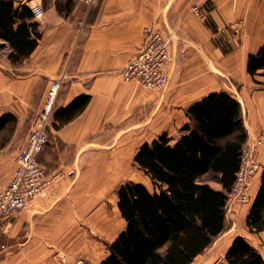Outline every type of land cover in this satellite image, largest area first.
Listing matches in <instances>:
<instances>
[{
    "label": "crops",
    "instance_id": "crops-1",
    "mask_svg": "<svg viewBox=\"0 0 264 264\" xmlns=\"http://www.w3.org/2000/svg\"><path fill=\"white\" fill-rule=\"evenodd\" d=\"M16 1L28 7L40 5L44 16L35 20L40 34L37 46L21 62L9 60V45L0 38V118L4 116L0 125V190L11 180L16 157L51 82L62 80L54 112L80 95L89 96L85 109L56 129L59 122L52 116L49 144L40 155L48 169H62L67 174L11 218L0 235L15 238L25 227L27 240L22 244L26 246L56 245L74 229L82 211L81 193L85 192L79 181L96 180V166L128 165L144 143L162 134L174 144L189 124L186 109L191 104L213 92L227 93L209 88L208 72L198 55L202 50L192 39L204 41L211 34L224 33L238 37L239 49L247 56L264 45V0ZM195 5L206 15L204 23L192 15ZM238 22L239 31L234 32L230 26ZM152 26L177 37L183 33L193 44L188 51L180 49L189 53L184 59H175L173 52L168 67L170 82L160 94L147 91L136 81L125 82L120 75L136 56L144 29ZM146 110H151L148 117ZM131 140L138 143L132 152ZM261 155L264 165V145ZM260 177L255 178L252 201ZM29 252L33 261L28 247L25 257Z\"/></svg>",
    "mask_w": 264,
    "mask_h": 264
},
{
    "label": "trees",
    "instance_id": "trees-1",
    "mask_svg": "<svg viewBox=\"0 0 264 264\" xmlns=\"http://www.w3.org/2000/svg\"><path fill=\"white\" fill-rule=\"evenodd\" d=\"M38 25L28 6L0 0V38L9 45L12 63L33 52L40 39ZM246 72L264 88V45L248 54ZM88 102L89 96L80 95L55 110L53 117L59 122L55 129L79 115ZM186 116L189 124L174 144L162 134L136 152L134 164L149 177L155 191L133 181L117 189L124 228L108 244V255L99 264H191L225 231V200L247 141L241 106L230 94L213 92L191 104ZM3 121L4 116L0 125ZM207 174L220 189L202 180ZM246 227L251 233L264 231V171ZM224 264H264V259L237 237Z\"/></svg>",
    "mask_w": 264,
    "mask_h": 264
},
{
    "label": "rangeland",
    "instance_id": "rangeland-1",
    "mask_svg": "<svg viewBox=\"0 0 264 264\" xmlns=\"http://www.w3.org/2000/svg\"><path fill=\"white\" fill-rule=\"evenodd\" d=\"M193 8H197L204 15V19L198 18ZM191 13L202 23L205 22L206 15L198 6H193ZM240 25L241 22H238L236 25L230 26V29L238 32ZM152 28L159 29L169 39L170 61L167 65L168 67L173 60V52L175 59L181 57L184 59L189 55L188 52L183 54L180 52V49L183 48L184 50L186 48V51L189 48L192 49L191 45L193 44L190 41L193 40L202 50V53L198 55L201 57L199 60L203 63L204 71L208 72L209 81L207 84H209V88L224 90L237 98L242 110L244 128L247 132V141L241 149V154L248 141L254 142L264 136V88L256 84L246 72L247 53H243L239 49L240 38L228 36L224 33V35L215 36L211 34L209 38H204V41L195 38L187 42L188 37L184 36L183 33L180 37H177L167 29L157 26H152ZM168 67L167 74L170 82ZM150 112L151 110H146V117L150 115ZM51 125L49 129L53 127ZM129 144L133 146L130 148L132 152L138 143L131 140ZM262 150L263 145L259 146L256 151V159L260 163L261 168L249 180L245 199L243 201L235 200L226 208L228 196L234 185L233 183L225 200V231L191 264H224L226 250H228L229 245L232 244L235 237L243 238L264 259V231L251 233L246 227V217L254 195L255 178L264 171V165L261 160ZM96 168L98 170V178L96 180L79 181V185L85 191L83 194L81 193L80 198L82 211L80 217L77 219L78 222H75L74 229L68 230L64 236L65 238L63 237L64 240L56 245L33 244L26 246L22 244L27 240V230L23 227L15 238L11 235V237L4 236L0 238V260L5 259L0 264H99L108 254V244L124 228V221L117 207V189L129 181H133L144 184L150 192H154L155 190L149 177L134 164L132 157L129 164L125 166L110 164L99 165ZM211 177V174H207L202 180L213 188L220 189L221 186L211 180ZM1 246H4V249ZM27 247L29 250H32L33 261L29 259L30 252L26 255L27 259L25 257ZM24 258L28 261H25ZM45 258L48 260H44Z\"/></svg>",
    "mask_w": 264,
    "mask_h": 264
},
{
    "label": "built area",
    "instance_id": "built-area-1",
    "mask_svg": "<svg viewBox=\"0 0 264 264\" xmlns=\"http://www.w3.org/2000/svg\"><path fill=\"white\" fill-rule=\"evenodd\" d=\"M92 0H83L90 4ZM34 20L44 16L40 5L29 7ZM195 15L204 19V15L193 8ZM170 61L169 39L157 28L146 27L137 55L128 61L120 74L124 81H136L144 88L162 93L169 85L167 65ZM62 84L61 79L53 80L46 91L41 108L38 110L24 147L16 157V167L11 180L0 190V235L6 223L16 214L28 207L38 196L54 186L66 173L57 169L51 173L39 163V155L49 142L48 130L51 125L55 102ZM264 145V136L254 142H247L240 158L236 179L228 196L226 208L233 201L245 199L249 180L260 170L256 151ZM4 249V246H1Z\"/></svg>",
    "mask_w": 264,
    "mask_h": 264
},
{
    "label": "bare ground",
    "instance_id": "bare-ground-1",
    "mask_svg": "<svg viewBox=\"0 0 264 264\" xmlns=\"http://www.w3.org/2000/svg\"><path fill=\"white\" fill-rule=\"evenodd\" d=\"M224 238V237H223ZM223 242H225V241H223ZM225 244V243H224Z\"/></svg>",
    "mask_w": 264,
    "mask_h": 264
}]
</instances>
